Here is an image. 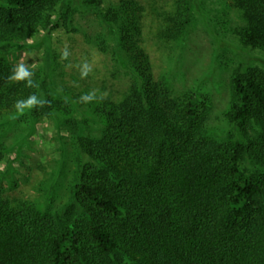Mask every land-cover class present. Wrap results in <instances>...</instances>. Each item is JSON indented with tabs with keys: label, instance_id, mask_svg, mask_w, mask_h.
I'll use <instances>...</instances> for the list:
<instances>
[{
	"label": "trees",
	"instance_id": "obj_1",
	"mask_svg": "<svg viewBox=\"0 0 264 264\" xmlns=\"http://www.w3.org/2000/svg\"><path fill=\"white\" fill-rule=\"evenodd\" d=\"M69 1L0 0V56L7 46H47L31 87L0 65V118L17 116L15 103L36 95L48 114L73 123L76 141L65 201L50 182L47 208L40 198L11 203L0 190V264H264V70L244 64L235 73L228 117L236 139L217 141L199 94L176 97L157 82L140 47L144 9L126 0L101 17L134 83L120 103L76 94L80 111L66 113L45 82ZM177 1L169 34L184 42L194 0ZM231 4L248 23L246 47L264 56V0ZM6 152L0 144V164Z\"/></svg>",
	"mask_w": 264,
	"mask_h": 264
},
{
	"label": "rangeland",
	"instance_id": "obj_2",
	"mask_svg": "<svg viewBox=\"0 0 264 264\" xmlns=\"http://www.w3.org/2000/svg\"><path fill=\"white\" fill-rule=\"evenodd\" d=\"M126 0H70L68 17L53 34L54 77L45 82L46 93L62 111H80L74 95L120 103L134 83L131 71L120 67L115 54V39L103 23L102 15ZM144 9L140 47L152 62L157 82L169 84L176 97L199 94L206 124L213 137L234 143L236 134L228 114L231 84L244 65L264 70V56L246 47L248 23L231 0H194L193 21L186 40L174 41L169 17L178 10L177 0H134ZM119 10V9H118ZM32 42L28 48L10 46L2 50L0 65L16 68L24 64L39 81L44 69L47 46ZM41 73V74H40ZM39 109L40 116L35 115ZM90 121L91 115L83 114ZM102 123V122H101ZM102 125L97 124V130ZM73 123L48 114L44 105L0 118V144L7 149L0 164V190L4 200L41 199L43 207L52 205L49 197L54 186L55 200L64 194L72 170L73 147L69 138ZM68 138L67 143L63 141ZM246 168L254 169L251 161Z\"/></svg>",
	"mask_w": 264,
	"mask_h": 264
},
{
	"label": "clouds",
	"instance_id": "obj_3",
	"mask_svg": "<svg viewBox=\"0 0 264 264\" xmlns=\"http://www.w3.org/2000/svg\"><path fill=\"white\" fill-rule=\"evenodd\" d=\"M32 73L27 69L24 64L17 66L14 69L13 75L10 77L13 81H23L28 87L33 86V80L30 78ZM94 99V96L91 94L82 95L80 100L84 103L90 102ZM45 103L44 100L39 99L36 95H31L27 99L18 100L15 103V107L19 112H24L30 110L37 106H42Z\"/></svg>",
	"mask_w": 264,
	"mask_h": 264
}]
</instances>
